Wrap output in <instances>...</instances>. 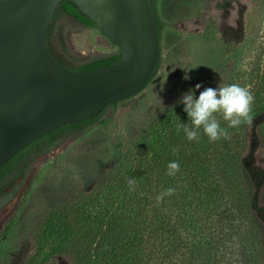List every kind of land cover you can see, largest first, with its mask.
<instances>
[{"label": "trees", "instance_id": "1", "mask_svg": "<svg viewBox=\"0 0 264 264\" xmlns=\"http://www.w3.org/2000/svg\"><path fill=\"white\" fill-rule=\"evenodd\" d=\"M157 2L152 0L161 49ZM64 16L99 30L75 2L61 0L44 35L59 64L83 71L120 58L108 38L114 52L84 60L70 55L57 39V21ZM121 101L20 149L0 165V195L35 156L82 132L108 109L115 112ZM183 108L170 106L150 122L115 174L50 207L34 232L38 258L30 257L27 264H43L57 255L70 256V264H264V167L256 158L264 147V97L251 112L248 135L242 125L230 128L221 120L229 135L215 142L202 130L192 141L177 132V125L190 123ZM171 161L179 163L174 176L166 174ZM129 179L135 181L134 191ZM168 188L174 193L157 203V195Z\"/></svg>", "mask_w": 264, "mask_h": 264}, {"label": "rangeland", "instance_id": "2", "mask_svg": "<svg viewBox=\"0 0 264 264\" xmlns=\"http://www.w3.org/2000/svg\"><path fill=\"white\" fill-rule=\"evenodd\" d=\"M161 60L152 81L138 94L108 109L94 124L35 156L0 204V264L36 260L34 232L53 205L96 188L115 174L147 125L183 93L236 83L248 87L252 110L264 97V0H159ZM59 44L75 58L114 52L95 28L57 21ZM196 65L195 67H192ZM190 79H184L185 68ZM219 118V117H218ZM247 135L251 125L241 124ZM264 167V147L256 152ZM43 264H70L57 255Z\"/></svg>", "mask_w": 264, "mask_h": 264}, {"label": "water", "instance_id": "3", "mask_svg": "<svg viewBox=\"0 0 264 264\" xmlns=\"http://www.w3.org/2000/svg\"><path fill=\"white\" fill-rule=\"evenodd\" d=\"M61 0H0V165L35 138L138 94L161 60L152 0H71L116 44L120 58L75 71L45 46Z\"/></svg>", "mask_w": 264, "mask_h": 264}, {"label": "clouds", "instance_id": "4", "mask_svg": "<svg viewBox=\"0 0 264 264\" xmlns=\"http://www.w3.org/2000/svg\"><path fill=\"white\" fill-rule=\"evenodd\" d=\"M196 65L192 66L195 67ZM188 68H185L184 79H190L187 75ZM196 84L193 89L183 93L179 103L184 105L183 111L187 114L190 123L177 125V132L181 130L189 141L198 140L201 130L210 142H215L221 137L227 139L228 131L221 127V120L227 123L228 127L236 128L243 123H252V105L254 96L248 87L236 83L218 85L217 87H205L194 95ZM219 117V118H218ZM175 152V149L173 150ZM179 171V163L171 161L167 165V175L174 176ZM130 190H135V181L129 179ZM175 189L168 188L157 195V203L165 196L172 195Z\"/></svg>", "mask_w": 264, "mask_h": 264}, {"label": "flooded vegetation", "instance_id": "5", "mask_svg": "<svg viewBox=\"0 0 264 264\" xmlns=\"http://www.w3.org/2000/svg\"><path fill=\"white\" fill-rule=\"evenodd\" d=\"M16 178V177H15ZM15 178L13 179V180H15ZM13 180L7 185V187L4 189V192H3V194L1 193V195H0V199H1V197H3V195H7V194H9L10 193V191L12 190V186H11V184L13 183Z\"/></svg>", "mask_w": 264, "mask_h": 264}, {"label": "crops", "instance_id": "6", "mask_svg": "<svg viewBox=\"0 0 264 264\" xmlns=\"http://www.w3.org/2000/svg\"><path fill=\"white\" fill-rule=\"evenodd\" d=\"M159 1V0H158ZM157 5H158V3H157ZM157 11H158V7H157ZM159 13V12H158Z\"/></svg>", "mask_w": 264, "mask_h": 264}]
</instances>
